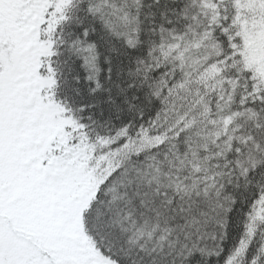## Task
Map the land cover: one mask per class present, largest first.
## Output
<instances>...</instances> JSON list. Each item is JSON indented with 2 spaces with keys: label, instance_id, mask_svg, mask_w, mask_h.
Masks as SVG:
<instances>
[{
  "label": "snow or ice",
  "instance_id": "1",
  "mask_svg": "<svg viewBox=\"0 0 264 264\" xmlns=\"http://www.w3.org/2000/svg\"><path fill=\"white\" fill-rule=\"evenodd\" d=\"M0 264H264V0H0Z\"/></svg>",
  "mask_w": 264,
  "mask_h": 264
}]
</instances>
